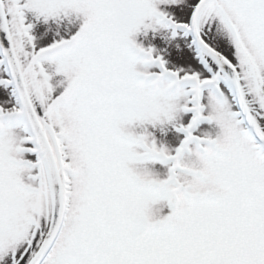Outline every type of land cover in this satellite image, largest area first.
Masks as SVG:
<instances>
[{
	"label": "snow or ice",
	"instance_id": "1",
	"mask_svg": "<svg viewBox=\"0 0 264 264\" xmlns=\"http://www.w3.org/2000/svg\"><path fill=\"white\" fill-rule=\"evenodd\" d=\"M0 264H264V0H0Z\"/></svg>",
	"mask_w": 264,
	"mask_h": 264
}]
</instances>
